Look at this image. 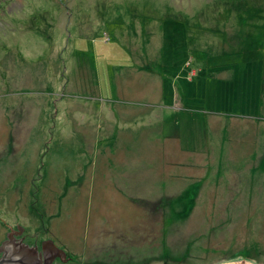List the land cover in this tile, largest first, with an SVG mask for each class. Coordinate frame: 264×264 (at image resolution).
Masks as SVG:
<instances>
[{
    "label": "rangeland",
    "instance_id": "rangeland-1",
    "mask_svg": "<svg viewBox=\"0 0 264 264\" xmlns=\"http://www.w3.org/2000/svg\"><path fill=\"white\" fill-rule=\"evenodd\" d=\"M112 1L0 0L1 231L23 223L75 264L84 243L264 264V0ZM107 57L132 67L112 80Z\"/></svg>",
    "mask_w": 264,
    "mask_h": 264
},
{
    "label": "flooded vegetation",
    "instance_id": "flooded-vegetation-1",
    "mask_svg": "<svg viewBox=\"0 0 264 264\" xmlns=\"http://www.w3.org/2000/svg\"><path fill=\"white\" fill-rule=\"evenodd\" d=\"M21 224L22 227H26L23 223ZM22 227L20 225L16 228L8 227L7 231H1L0 228V264H75L74 257L69 252L75 250L64 247L65 245L62 244L52 245L49 240L39 241L36 238L37 233L33 234L34 238L30 239L31 236L23 232ZM31 240L33 241L31 242ZM85 245L86 243L82 245V251H85L88 256L84 255L83 257L88 258L79 264H132L130 263L131 257L124 251L118 254L121 263L120 260L113 258L110 260L99 259V256L93 258L90 255V250L86 251ZM139 263L147 264L145 261Z\"/></svg>",
    "mask_w": 264,
    "mask_h": 264
},
{
    "label": "crops",
    "instance_id": "crops-1",
    "mask_svg": "<svg viewBox=\"0 0 264 264\" xmlns=\"http://www.w3.org/2000/svg\"><path fill=\"white\" fill-rule=\"evenodd\" d=\"M61 41H62V39H61ZM94 45V44H93ZM77 47H76V49H78L79 50V53L77 52L78 50H76V52H75V49H74V51H73V53L74 54H76V55H80V54H82V53H84L85 54V56H88L89 58H91V54L92 55H94V57L95 58H97L98 56H95V45H94V49H93V51H92V53H91V50H90V48L89 47H87L86 46V44H84V43H82V41H80V40H77V45H76ZM121 47L122 48H126L127 50H128V54H129V57L131 58V59H134V61H135V58H133V55H134V52H135V50H136V46H133V45H129V47H130V49H128L126 46H124L123 44L121 45ZM132 47V48H131ZM134 51V52H133ZM137 53V52H136ZM126 54V53H125ZM139 55H140V53H138ZM131 59H129V60H131ZM97 61V60H96ZM105 61H106V64L107 63H111V65H112V70H110V72H109V76H111L112 77V80L113 79H115V76H119L118 74H119V72L120 71H123V72H126L127 71V69H129L130 67H132V65H129L127 62H123V63H118V62H114L110 57H107V58H105ZM134 66H137L136 64H134ZM137 67H139V66H137ZM143 69H148L147 67L146 68H143ZM147 72L148 73H150L151 71H148L147 70ZM161 77H162V75H161ZM108 81H110L109 79H107ZM114 81H116V80H114ZM111 94L112 95H110V97L111 96H113V97H120L121 95H120V93H119V88H118V86H116L115 85V87L113 88V89H111ZM118 100H120V98H118ZM142 103V102H141ZM125 105H132V109H135V108H137V106L136 105H134V103L133 102H131L130 100H127V102H126V104ZM125 105H117V106H119V107H124ZM117 106L116 105H112L111 106V108L110 109H108V111H105L106 110V108H99V112H100V118L99 119H101L102 120V122L104 123V126L106 127V125L109 123L108 122V120H106L104 117L106 116V117H109V113H110V111L111 110H116V108H117ZM138 106H141L142 107V104H139ZM148 110H146V111H137L136 110V112H134L133 114H131V116L130 117H132V120H130V121H138L137 122V124L136 125H140V124H143V123H145L146 122V119L145 118H143L142 116H147V115H149V111L147 112ZM57 113V111H55V113L53 114V115H55ZM52 115V116H53ZM129 116V115H128ZM199 118V117H198ZM197 118V119H198ZM121 120V119H120ZM114 121L112 120V122L111 123H113ZM208 122H209V119H208ZM147 123V122H146ZM107 134V133H106ZM110 135H113L114 136V134L113 133H111ZM105 137H103V138H101V136H99V140L101 141V140H103ZM106 141L107 142H111V139L110 138H108V137H106ZM114 142H115V138H114ZM113 142V143H114Z\"/></svg>",
    "mask_w": 264,
    "mask_h": 264
},
{
    "label": "bare ground",
    "instance_id": "bare-ground-1",
    "mask_svg": "<svg viewBox=\"0 0 264 264\" xmlns=\"http://www.w3.org/2000/svg\"><path fill=\"white\" fill-rule=\"evenodd\" d=\"M112 2L114 3V6L120 4V3L118 2V0H113ZM115 14H116V13H113V16H114ZM158 45H159V43L156 42V46H158ZM204 46H205V43H204ZM158 47H159V46H158ZM235 264H236V263H235Z\"/></svg>",
    "mask_w": 264,
    "mask_h": 264
}]
</instances>
